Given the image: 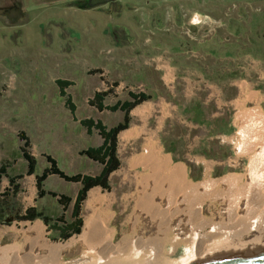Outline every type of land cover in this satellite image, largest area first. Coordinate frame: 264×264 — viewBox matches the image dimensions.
Listing matches in <instances>:
<instances>
[{"label":"rangeland","instance_id":"rangeland-1","mask_svg":"<svg viewBox=\"0 0 264 264\" xmlns=\"http://www.w3.org/2000/svg\"><path fill=\"white\" fill-rule=\"evenodd\" d=\"M0 9V166L7 165L8 176L23 175L16 178L19 191L6 175L1 180L0 249L16 246L20 251L23 241L16 238L38 223V242L50 246L80 234L62 239L41 218H20L35 206L52 218L71 221L74 200L64 206L59 198L74 199L81 186L52 174L40 197L36 174H27L20 135L30 138L36 173L49 165L48 155L69 175L99 173L101 164L81 151L102 138L95 129L88 133L79 120L92 117L113 126L123 112L91 104L97 90H110L109 105L128 98L129 91L145 89L153 96L144 104L146 117L134 115L130 123L138 127L137 137L124 141L119 136L121 166L109 176L111 189L95 186L82 203L84 224L92 189L115 195L112 245L120 241L131 211L121 198L136 189L134 175L143 172L129 160L143 151L146 140L153 138L172 164L182 165L185 180L197 186L242 170L245 161L236 162L234 150L235 118L240 102L257 104L245 96H264V0H113L97 5L90 0H0ZM57 78L74 82L66 92L77 106L76 120ZM195 102L203 112L200 121L188 109ZM209 203L203 201L202 216H213ZM179 212L189 221L196 217L183 207ZM183 253L181 246L173 258ZM79 257L65 254L70 262Z\"/></svg>","mask_w":264,"mask_h":264},{"label":"bare ground","instance_id":"bare-ground-1","mask_svg":"<svg viewBox=\"0 0 264 264\" xmlns=\"http://www.w3.org/2000/svg\"><path fill=\"white\" fill-rule=\"evenodd\" d=\"M246 97L257 104L246 107L240 102L235 118L236 162L245 161L241 171L213 183L191 184L185 180L182 165L172 164L169 155L150 138L143 151L129 160L143 172L134 175L136 189L121 198L122 205L131 211L117 244L112 245V221L117 214L111 209L116 197L92 189L78 236L50 246L38 242V223L16 238L23 241L20 251L16 246L0 249V264H192L217 256L264 251V96ZM136 127L123 131L121 138L137 135ZM204 200L210 201L212 217L201 215ZM181 207L189 214L194 211V220L179 215ZM181 246L183 255L173 258ZM67 253L79 254V260L66 261Z\"/></svg>","mask_w":264,"mask_h":264},{"label":"trees","instance_id":"trees-1","mask_svg":"<svg viewBox=\"0 0 264 264\" xmlns=\"http://www.w3.org/2000/svg\"><path fill=\"white\" fill-rule=\"evenodd\" d=\"M56 83L59 87L60 95L65 99V103L73 114L74 119H78L75 114L77 106L74 103L71 94L66 92V88L70 85H73L74 82L65 78H57ZM109 93L110 90L95 91L93 98L90 100V103L100 110L109 109L111 111H122V120H120L113 126H107L102 121V119H94L92 117H86L79 120L81 125L87 129L88 133H92L95 129L102 138V142L99 145L88 146L81 151V154H84L90 159L101 164V170L97 174L76 173L69 175L58 166L57 160L50 155L47 156L49 165L43 169L42 173H36L38 160L33 154L28 151L31 141L29 136L22 132L20 137L23 143L21 144L20 148L23 156L28 161L27 174H36V187L40 197L44 196L46 193L44 189V181L49 175L52 174L58 175L66 181L80 182L81 186L74 199L65 195H59V202L64 206L68 205L71 201L74 200L72 210L73 218L71 221H64L63 216L52 218L35 206H30L29 208H27L25 213L20 216L21 219L32 221L36 218H41L49 227H51V229L56 230L58 232V235L62 239H67L72 235L79 234L81 232L83 227V218L81 215L82 203L87 198L88 191L95 186H100L103 189L110 190L111 185L109 182V176L112 172H114L121 166V160L118 155V136L121 131L130 127V111L138 104L153 98L152 94L144 91H129L128 98L119 99L114 104L109 105L105 103V98ZM188 109L196 111V116L193 120L200 121V115L203 112L199 104L195 102L192 106L188 107ZM190 174L191 176H193L192 171L190 172ZM4 175L9 177V181L12 183L13 188L16 191H19L20 185L16 184L15 182L16 178H22L23 175L20 174L17 176H8L7 165L2 164L0 166V184ZM50 193L54 196L58 195L55 192Z\"/></svg>","mask_w":264,"mask_h":264},{"label":"water","instance_id":"water-1","mask_svg":"<svg viewBox=\"0 0 264 264\" xmlns=\"http://www.w3.org/2000/svg\"><path fill=\"white\" fill-rule=\"evenodd\" d=\"M109 1L112 0H90V3L92 5H97ZM2 12L3 10L0 9V13ZM192 264H264V251L245 255L217 256L194 262Z\"/></svg>","mask_w":264,"mask_h":264},{"label":"crops","instance_id":"crops-1","mask_svg":"<svg viewBox=\"0 0 264 264\" xmlns=\"http://www.w3.org/2000/svg\"><path fill=\"white\" fill-rule=\"evenodd\" d=\"M165 75V74H164ZM162 79H163V81H164V76H162ZM165 79H166V76H165ZM166 81H167V79H166ZM151 87H147V89L148 90H151L150 89ZM137 91V90H136ZM138 91H144V92H147V93H150V92H148V91H146L145 89H141V90H138ZM148 100H146V101H144V102H142V103H140V104H138L137 106H135L131 111H130V114H131V121H132V118L134 117V115H142L143 117L145 116V115H147V114H144L145 112H146V110L147 109H144L145 108V102H147ZM140 106H142V108L140 107ZM143 113V114H142ZM141 116V117H142ZM146 117V116H145ZM228 125H227V131H229V130H231V123L229 122V123H227ZM128 129H130V127L129 128H127V129H125V130H123V131H126V130H128ZM123 131H121L120 133H119V136L122 134V132ZM137 136L136 134H131L128 138H121V139H123L124 141H128V140H130V139H132V138H134L135 136ZM119 136H118V148H119ZM134 136V137H133Z\"/></svg>","mask_w":264,"mask_h":264},{"label":"built area","instance_id":"built-area-1","mask_svg":"<svg viewBox=\"0 0 264 264\" xmlns=\"http://www.w3.org/2000/svg\"><path fill=\"white\" fill-rule=\"evenodd\" d=\"M120 86V85H119Z\"/></svg>","mask_w":264,"mask_h":264}]
</instances>
